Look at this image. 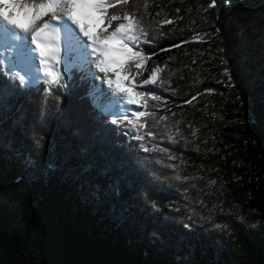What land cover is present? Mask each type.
Masks as SVG:
<instances>
[{
	"label": "trees",
	"instance_id": "1",
	"mask_svg": "<svg viewBox=\"0 0 264 264\" xmlns=\"http://www.w3.org/2000/svg\"><path fill=\"white\" fill-rule=\"evenodd\" d=\"M211 3L134 0L128 8L157 24L175 21L142 45L157 53L145 63L165 69L164 83L161 101L149 99L145 116L131 120L155 140L112 123L118 115L92 104V82L75 69L67 89L50 95L42 82L18 88L0 75V264H264V0ZM128 64L117 71L124 80L149 77L135 67L125 73ZM146 88L155 86L135 91ZM153 111L168 118L155 128ZM85 144L96 162L87 176ZM18 153L31 154L35 167ZM106 165L110 175L100 176ZM114 177L119 196L108 188Z\"/></svg>",
	"mask_w": 264,
	"mask_h": 264
},
{
	"label": "snow or ice",
	"instance_id": "2",
	"mask_svg": "<svg viewBox=\"0 0 264 264\" xmlns=\"http://www.w3.org/2000/svg\"><path fill=\"white\" fill-rule=\"evenodd\" d=\"M215 3L216 0H212L210 6L214 7ZM130 5H134V0H0V75L6 73L16 82L18 88L42 82L45 85V93L50 95L53 91L67 89L68 82L72 79V70L75 69L82 74V81H92L88 95L96 108L112 115H116L113 109L119 108V119H113L112 123L123 124L136 131L137 134L133 139L138 141H144L145 135L155 140L157 133L146 131L141 135L139 129L143 125H137L129 119V116L144 117L146 112L140 111V108L147 109L149 99L161 101V96L156 94V88L164 83L165 69L160 66L149 68L146 65V58L150 59L157 53H146L142 45L153 44L159 26L173 24L175 21L165 19L157 24L147 20L139 11H129ZM85 9L99 14L102 22L106 21L105 27L99 33L94 34L85 26L83 20L90 15L83 11ZM176 11L179 12L180 9ZM18 16H23L26 22H21L16 18ZM38 21L40 23H37ZM61 39L66 53L62 70L57 67L60 65ZM199 39L203 41L204 38L201 36ZM187 42L181 41V43ZM32 45L35 47L33 48ZM165 50L167 49H160V51ZM117 56L127 58L129 61L128 66L123 69L125 73L130 71L131 67H135L137 75H143L148 71L149 77L139 85L123 87L120 81L112 79L109 75L113 71L109 66L110 61ZM54 67L55 71H53ZM224 71L228 73V69ZM157 73L161 75L158 77ZM228 79L231 83L230 75ZM105 82L108 85L107 89L101 87ZM6 84L7 80H0V90ZM149 85L155 88L133 92V89L145 88ZM195 99L196 97L193 96L185 103L190 104ZM156 111H159V105H156ZM148 115L156 121L153 124L154 128L168 119L165 116L156 119L155 111ZM164 128L167 131L168 125L165 124ZM80 134L79 128L73 132L75 136ZM167 139L176 143L171 134ZM140 147L145 152H163L170 159H176L167 147L162 148L156 144L149 147L144 143H141ZM89 151L87 144L80 148V155L84 160L81 174L84 176H87L96 164L94 159L88 158ZM18 155L22 157L25 167H35L36 161L31 154L18 153ZM44 167L51 170L55 164L46 161ZM111 170V167L106 165L98 169V174L108 177ZM176 179L179 180L180 176H176ZM108 188L111 194L119 196L121 178H112ZM103 191L98 184L91 186V195L96 199H100Z\"/></svg>",
	"mask_w": 264,
	"mask_h": 264
},
{
	"label": "rangeland",
	"instance_id": "3",
	"mask_svg": "<svg viewBox=\"0 0 264 264\" xmlns=\"http://www.w3.org/2000/svg\"><path fill=\"white\" fill-rule=\"evenodd\" d=\"M96 16H98V14L96 15ZM95 16V17H96ZM95 17H93L92 19H90L89 21L91 22V23H87V24H85V26L88 28V30L89 31H92L94 34L95 33H99V31L101 30V28H100V26H101V21H99L98 19L96 20V18ZM17 19H19V20H21V22H26L24 19H22V17H16ZM45 18H47V17H45ZM37 23H40L39 21L37 22ZM110 30V29H109ZM59 55H60V65H58L57 67H59L61 70L63 69V63H64V57H65V55H66V53H65V49H64V45L63 44H60V53H59ZM147 60H149V59H147L146 58V61L145 62H147ZM53 71H55V67L53 68ZM114 70L109 74L110 76H111V78L112 79H114V80H116L115 78H114ZM99 75H103V74H99ZM84 82V81H83ZM90 82H92L91 80H90ZM97 83H99V81H96ZM122 84V86L123 87H126V84H125V82L124 83H121ZM101 87L102 88H104V89H107L108 88V85H107V83L105 82V83H103L102 85H101ZM117 108H115V109H113V111H115ZM176 129V128H175ZM175 129H172V128H170V130L173 132V133H171V135L173 136V137H175V138H179V137H177L176 135V132H178V130H176L175 131ZM180 140H181V137H180Z\"/></svg>",
	"mask_w": 264,
	"mask_h": 264
},
{
	"label": "bare ground",
	"instance_id": "4",
	"mask_svg": "<svg viewBox=\"0 0 264 264\" xmlns=\"http://www.w3.org/2000/svg\"><path fill=\"white\" fill-rule=\"evenodd\" d=\"M86 13H90V15H88L87 18L84 19V21H88L90 18H92L94 16L93 11H86ZM62 40V39H61Z\"/></svg>",
	"mask_w": 264,
	"mask_h": 264
}]
</instances>
